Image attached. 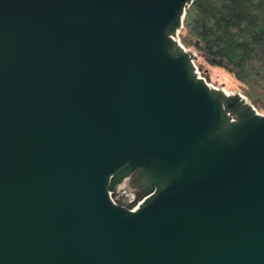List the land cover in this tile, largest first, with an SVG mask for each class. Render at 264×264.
Segmentation results:
<instances>
[{
  "label": "water",
  "instance_id": "obj_1",
  "mask_svg": "<svg viewBox=\"0 0 264 264\" xmlns=\"http://www.w3.org/2000/svg\"><path fill=\"white\" fill-rule=\"evenodd\" d=\"M194 1L0 0V264H264V113Z\"/></svg>",
  "mask_w": 264,
  "mask_h": 264
},
{
  "label": "trees",
  "instance_id": "obj_2",
  "mask_svg": "<svg viewBox=\"0 0 264 264\" xmlns=\"http://www.w3.org/2000/svg\"><path fill=\"white\" fill-rule=\"evenodd\" d=\"M180 40L197 51L202 75L209 80L207 66L227 70L264 113V0H195Z\"/></svg>",
  "mask_w": 264,
  "mask_h": 264
},
{
  "label": "rangeland",
  "instance_id": "obj_3",
  "mask_svg": "<svg viewBox=\"0 0 264 264\" xmlns=\"http://www.w3.org/2000/svg\"><path fill=\"white\" fill-rule=\"evenodd\" d=\"M198 68H199V66H198ZM206 68H207V71H208L209 76H210L209 80L214 85L222 86L229 91H236V90L241 91V89L239 87V82L227 70L220 68V67H211V66H207Z\"/></svg>",
  "mask_w": 264,
  "mask_h": 264
}]
</instances>
